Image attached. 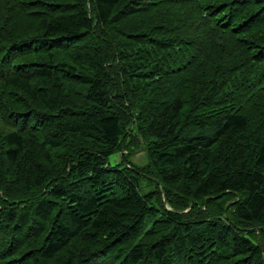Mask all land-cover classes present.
<instances>
[{
	"label": "trees",
	"instance_id": "trees-1",
	"mask_svg": "<svg viewBox=\"0 0 264 264\" xmlns=\"http://www.w3.org/2000/svg\"><path fill=\"white\" fill-rule=\"evenodd\" d=\"M0 264H264V0H0Z\"/></svg>",
	"mask_w": 264,
	"mask_h": 264
},
{
	"label": "rangeland",
	"instance_id": "rangeland-1",
	"mask_svg": "<svg viewBox=\"0 0 264 264\" xmlns=\"http://www.w3.org/2000/svg\"><path fill=\"white\" fill-rule=\"evenodd\" d=\"M117 157V155H115ZM114 157V156H113ZM111 156V158H113ZM131 160L135 163H142L145 161V155L142 150L137 151L132 157Z\"/></svg>",
	"mask_w": 264,
	"mask_h": 264
}]
</instances>
